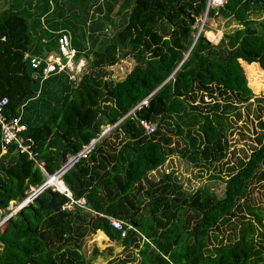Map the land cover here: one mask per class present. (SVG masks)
<instances>
[{"label":"trees","instance_id":"trees-1","mask_svg":"<svg viewBox=\"0 0 264 264\" xmlns=\"http://www.w3.org/2000/svg\"><path fill=\"white\" fill-rule=\"evenodd\" d=\"M205 2L0 0L2 113L7 119L20 114L23 135L45 172L58 170L102 126L114 125L61 177L73 199L89 204L88 213L74 205L62 223L52 225L56 214L45 209L47 191L40 193L1 225L0 264H90L99 252L94 248L85 259L81 248L96 231L125 250L134 248L130 260L137 264H264V211L249 192L252 182L264 180V132L244 159L225 165L220 198L203 188L186 194L171 173L147 177L172 152L163 128L171 130L174 117L184 118L187 134L198 125L199 140L186 136L184 153L219 163L232 122L227 115L252 97L239 60L264 75V18H249L264 12V0H226L207 9V20L220 17L241 26L215 43L205 23L195 37ZM61 33L69 35L75 60L84 61L77 83L64 72L42 79L41 68L29 64L32 56L55 52ZM125 58L134 65L112 81L106 69ZM148 95L146 106L128 114ZM138 120L155 125L154 131L144 133ZM43 179L13 147L0 152V212L8 214L9 202H20ZM67 200L60 195L55 202ZM106 217L130 228L123 225L121 237Z\"/></svg>","mask_w":264,"mask_h":264},{"label":"rangeland","instance_id":"rangeland-1","mask_svg":"<svg viewBox=\"0 0 264 264\" xmlns=\"http://www.w3.org/2000/svg\"><path fill=\"white\" fill-rule=\"evenodd\" d=\"M132 1L133 0H130L131 4ZM50 3L51 5H53L52 1H50ZM203 14L202 17L198 19L195 26L197 28V31L199 29L201 31L202 24L205 23L209 30L214 31L215 35L212 43L217 42L223 34L231 33L235 29L241 28V26L237 25L232 20L222 19L220 17L203 20ZM76 18H80V15H76ZM249 18L253 19L254 21H259L264 18V12L253 13L249 15ZM75 25L78 27L75 32H79L78 29L80 28V25ZM105 32L110 33V29H108L107 27ZM30 33H32L31 30ZM85 41L86 44H88L89 40L85 39ZM239 64L246 76L247 85L252 91V97L248 100L247 103L240 104V106L236 110H232L231 113L227 115L232 122L230 123L228 130H226L227 149L222 160L219 163L208 164L189 152L184 153L183 147L184 143L187 142L186 136H191L196 139V142H198V125H194V130L189 131V134H187V127L182 124L184 118L178 119L174 117L172 121H174V123H176L180 127V133L176 132V128L174 127V124L171 120L168 127L171 130L167 131L166 127L163 128L165 133H167V135L170 137L169 147L171 148L172 152L170 155H168L166 161L159 168L147 174L148 179L156 180L160 178L162 174L171 173L172 177L177 183L180 184L182 190L186 194H192L197 189L203 188L206 189L209 193H212L216 198L222 197L224 189L222 181L226 178L227 175L225 165H235L237 158L244 159L255 147V138L259 135V133L264 132V75L257 69L255 65L247 66L242 60H239ZM133 65L134 61L131 58L119 60L116 64L106 69V71H108V78L112 81L122 80L125 74L130 71ZM80 76L81 74L74 81L75 83L78 82ZM256 99L261 100L258 102L256 101ZM203 100L207 101L205 97H203ZM234 111L239 112L240 116L238 119L232 114ZM105 127L107 126H102L101 128ZM97 139L98 137L95 138V140ZM193 157H195V159H193ZM216 176H219L220 179H215ZM61 182L62 186L64 184V187L68 189L65 183L63 181ZM44 191L50 190L45 189L42 192ZM249 192L251 198L254 200L255 205L259 206L260 209L264 211V180L260 182H252L250 184ZM38 196L39 194L37 195V199ZM33 199L29 204L21 207L20 209H18V204H20L22 200L18 203H15L13 201L9 202V206L6 207L8 214L0 212V221L4 219L5 216L9 215L12 210L18 209L14 213H11L9 217L14 216L22 208L31 205V203L34 202ZM84 205L86 204L84 203ZM85 207L86 206H80L84 213H88L86 212ZM72 208L73 205L71 209ZM213 244H215L214 241ZM94 248L99 252V254L90 261V264H137L136 261L130 260V254L136 252L134 248L125 250L118 242L108 241V239L101 232L98 233V231L86 235L83 241L81 252L85 259H88L91 256L92 250Z\"/></svg>","mask_w":264,"mask_h":264},{"label":"built area","instance_id":"built-area-1","mask_svg":"<svg viewBox=\"0 0 264 264\" xmlns=\"http://www.w3.org/2000/svg\"><path fill=\"white\" fill-rule=\"evenodd\" d=\"M226 0H206L205 2V10L203 14V20L205 19L206 11L209 8H216L222 5ZM76 50L70 45L69 35L66 33H61L56 39V50L55 52L44 53L42 56H32L29 58V64L35 70L41 68V78L44 79L50 74L57 73H66L68 75L69 80H73V82L78 78L80 74L83 73L84 61L83 59L75 60ZM150 97L148 95L144 99H142L133 109L130 110L129 114H132L133 111L140 107L146 106L147 100ZM6 105V99H0V152L5 153L9 147H13L14 150L18 154H23L28 160L33 161L38 170L43 174V182L39 186H29L25 190V198L18 204V209L27 205L32 201V199L40 194L43 190L49 189L53 193H57L58 195H62L66 197L68 200L63 202L59 206V210L61 212L71 211L72 205H76L78 207L84 206L83 199H73L71 193L64 187L59 188L55 183H49V178L56 176L59 180L60 184H62V174L68 170L77 160L80 158H84L86 154L92 149L93 145L100 140L104 134H107L113 126H107L105 128H101L100 134L97 136L98 139H92L87 146H85L78 153L71 155L67 158L65 163L60 166V168L54 171L52 174H48L44 170L43 161L38 157L37 152L32 150V141L30 138L24 136V132L26 130V126L21 122L20 114L17 116L11 117L7 119L2 111L3 107ZM137 125L143 129L144 133L150 134L154 131V125L149 124L144 120H138ZM102 136V137H101ZM79 205H77V204ZM17 209V210H18ZM17 210H12L11 213H14ZM11 213L5 216L4 219L0 221V227L4 223V221L11 215ZM109 226L120 232V236L122 237L125 233V229H123V225H125L126 229L130 228V225L123 224L122 222L111 218L106 217Z\"/></svg>","mask_w":264,"mask_h":264},{"label":"water","instance_id":"water-1","mask_svg":"<svg viewBox=\"0 0 264 264\" xmlns=\"http://www.w3.org/2000/svg\"><path fill=\"white\" fill-rule=\"evenodd\" d=\"M199 32H200V29L196 32L195 37L197 36V34ZM47 194L49 196V200H48L47 204L45 205V209L46 210H51L52 212H54L56 214V220L52 223V225H55V224H58V223L60 224V223H62V219L65 217V213L61 212L59 210V207L54 202L56 199H58L59 196L56 193H52L50 191H47ZM33 201H37V196L34 197ZM30 206L31 205H28L27 207H30ZM86 208H89V204L88 203L86 204ZM9 218L10 217H8L7 219H9Z\"/></svg>","mask_w":264,"mask_h":264},{"label":"bare ground","instance_id":"bare-ground-1","mask_svg":"<svg viewBox=\"0 0 264 264\" xmlns=\"http://www.w3.org/2000/svg\"><path fill=\"white\" fill-rule=\"evenodd\" d=\"M222 5H220V6H222ZM220 6H218V7H220ZM48 181H49V183H55L59 188H62V186H61L62 184H60V182L56 178V176L50 177Z\"/></svg>","mask_w":264,"mask_h":264},{"label":"clouds","instance_id":"clouds-1","mask_svg":"<svg viewBox=\"0 0 264 264\" xmlns=\"http://www.w3.org/2000/svg\"><path fill=\"white\" fill-rule=\"evenodd\" d=\"M205 19H206V17H205ZM64 164V163H63ZM9 205V204H8Z\"/></svg>","mask_w":264,"mask_h":264},{"label":"crops","instance_id":"crops-1","mask_svg":"<svg viewBox=\"0 0 264 264\" xmlns=\"http://www.w3.org/2000/svg\"><path fill=\"white\" fill-rule=\"evenodd\" d=\"M62 186V185H61ZM63 187V186H62Z\"/></svg>","mask_w":264,"mask_h":264}]
</instances>
